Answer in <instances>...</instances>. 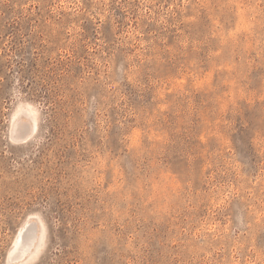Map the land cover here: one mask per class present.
I'll return each instance as SVG.
<instances>
[{
	"label": "rangeland",
	"instance_id": "obj_1",
	"mask_svg": "<svg viewBox=\"0 0 264 264\" xmlns=\"http://www.w3.org/2000/svg\"><path fill=\"white\" fill-rule=\"evenodd\" d=\"M0 264H264V0H0Z\"/></svg>",
	"mask_w": 264,
	"mask_h": 264
},
{
	"label": "bare ground",
	"instance_id": "obj_2",
	"mask_svg": "<svg viewBox=\"0 0 264 264\" xmlns=\"http://www.w3.org/2000/svg\"><path fill=\"white\" fill-rule=\"evenodd\" d=\"M35 241H36V232H31V229L27 228V233L25 237L24 235L23 236L20 235L18 237V241L16 243L15 249L14 251L11 252V254L13 255L17 253L18 255L15 257H18V258L24 257L28 253V251L31 249L32 245L35 244ZM12 257L13 259H15L14 255Z\"/></svg>",
	"mask_w": 264,
	"mask_h": 264
}]
</instances>
